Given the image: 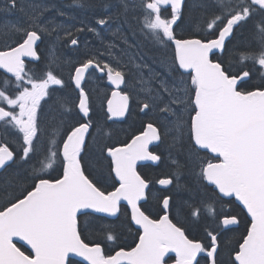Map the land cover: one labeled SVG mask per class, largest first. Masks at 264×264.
<instances>
[{
	"label": "snow or ice",
	"instance_id": "6c2138e0",
	"mask_svg": "<svg viewBox=\"0 0 264 264\" xmlns=\"http://www.w3.org/2000/svg\"><path fill=\"white\" fill-rule=\"evenodd\" d=\"M72 5L90 19L0 0V16H16L0 24V172L17 165L0 175V264H264V0ZM132 21L163 74L139 51L140 63L114 58L111 41L94 51L85 40L81 54L80 34L101 26L120 39ZM103 77L111 92L97 111L88 85ZM134 109L140 129L108 143V122ZM152 165L150 179L140 169ZM92 230L109 245L125 231L138 239L106 248Z\"/></svg>",
	"mask_w": 264,
	"mask_h": 264
},
{
	"label": "flooded vegetation",
	"instance_id": "af4514ba",
	"mask_svg": "<svg viewBox=\"0 0 264 264\" xmlns=\"http://www.w3.org/2000/svg\"><path fill=\"white\" fill-rule=\"evenodd\" d=\"M50 3L54 4V8L52 11H50L49 13L46 14V16H55V10L56 9H60L66 12L71 13L72 15H74L77 20L80 19H84L86 22L90 19V17L88 16V14L84 11H81L79 9H76L74 5H72V0H49ZM7 18V16H5ZM11 17L13 20L11 21H15L16 16H9ZM57 21L63 20V17H59L56 16ZM5 21L8 20H0V24H3ZM66 23H72V21H66ZM77 27H79V25L77 24ZM139 28L140 25L136 22V21H132L131 23V29H133L134 31H130L128 27H125L122 34H121V38L120 39H116L113 36H111L109 34V32L105 29H103L101 26H97L98 31H100L101 35L99 37L94 36L92 33H82L79 35L78 39L81 42V54L83 53V42L86 40L88 41L89 45L91 46V48L94 51H103L104 50V44L111 41L113 42L116 47L112 49V54L114 58H120L122 62L124 63H128V60L130 58V54L133 55V57H135L136 62L140 63V57L136 56L135 54L139 51V52H145L146 51V39L140 34L139 32ZM127 39V44L123 43V39ZM103 41V43H102ZM120 44V47H119ZM44 45H41V48H43ZM65 55L67 57H72L75 58L77 53L71 51L70 49H64ZM126 52H128V54L125 56ZM126 57V58H125ZM105 60H110L111 58H109L107 55L104 56ZM127 59V60H126ZM114 66H118L115 64L114 60H112ZM129 68H131V65L129 64ZM70 67L69 66H63L61 70L63 72V75L65 77H68V73L70 71ZM126 71V73L128 72V69H124ZM135 69H132V74H134ZM2 72V71H0ZM131 74V73H129ZM128 74V75H129ZM98 75V74H97ZM95 74V76H97ZM90 83L91 84H95V85H102L103 88H105L104 82H102V79H95V78H90ZM0 84H2V81H0ZM97 91H95V93L97 94ZM156 167V166H153ZM227 205V203H224ZM222 207V205H220ZM223 208V212H227L229 211V209H227L226 207H222ZM209 218V217H208ZM211 218V217H210ZM211 220V219H210ZM174 259V256H173ZM173 259H169L166 261V264H173Z\"/></svg>",
	"mask_w": 264,
	"mask_h": 264
},
{
	"label": "trees",
	"instance_id": "16d2710c",
	"mask_svg": "<svg viewBox=\"0 0 264 264\" xmlns=\"http://www.w3.org/2000/svg\"><path fill=\"white\" fill-rule=\"evenodd\" d=\"M146 45H147L146 51L143 52L145 54V56H146V54L149 57L156 56L157 53L155 52V49L153 48L152 43L147 42ZM142 118H143L142 116H137L135 114V111L133 110V114L130 115L128 117V119L126 120V122H124L123 124L117 125V126L116 125H109V128H106L105 131L111 130L113 132V136H112V139L108 141V143H113V142L118 141V140L123 141L126 138V136H130L132 134H135L137 132V130L140 129V122H141ZM16 167H17V165L13 164V165H11L10 168L7 169L6 172H1L0 175L6 176L8 172H11ZM161 167H163V166H161ZM140 170H141V172L148 175V177L150 179L156 178V174H158L160 172L159 168L153 167V166H151L149 168H141ZM49 174L53 177L56 175V173L54 171H51V170H49ZM104 186L106 187L107 185H104ZM209 195H211V189H209ZM0 203H2V201H0ZM220 205L221 204H219V203L215 205V210L217 213H223L222 207H226L229 210L232 209V210L238 211V209H236L234 204L227 203V205L223 204L222 207ZM150 206L151 205H145L146 208H148ZM207 222H208L209 226L215 227V223L212 220V218L209 217ZM202 223H203V221H202ZM241 230L242 229H237L236 231H234L232 233H227L225 240L227 241L228 239H232L234 242L235 238L240 235ZM191 234L192 233H190V235ZM195 235H197V237L199 238L200 232L197 231L195 233ZM85 238L89 242H101L102 246H105L106 248H116L118 246H123V247L127 248L128 246H134V240L138 239V237L135 236L134 233L130 234V233H127L125 231L124 233H122L120 235L119 240L115 244L109 245V244H107V242H105L103 234H101L100 232L95 231V230H92L88 233H85ZM237 247H238V245H237ZM220 258L222 261H227V259H228V247H224L221 249Z\"/></svg>",
	"mask_w": 264,
	"mask_h": 264
},
{
	"label": "rangeland",
	"instance_id": "374dc122",
	"mask_svg": "<svg viewBox=\"0 0 264 264\" xmlns=\"http://www.w3.org/2000/svg\"><path fill=\"white\" fill-rule=\"evenodd\" d=\"M1 20V19H0ZM119 47H120V44H119ZM128 54V52H126L125 56ZM130 57H133L132 54H130ZM153 56L149 57L147 54L146 56L144 55V58H143V62H146L148 64H150L152 66V68H154L156 71L158 72H161L163 74V69L160 68L156 63L153 62ZM126 58V57H125ZM127 60V59H126ZM134 72V71H133ZM145 72V75H147V69L144 70ZM131 76H132V73L128 75V79L131 80ZM90 84V83H89ZM17 148V147H16Z\"/></svg>",
	"mask_w": 264,
	"mask_h": 264
},
{
	"label": "water",
	"instance_id": "95a60500",
	"mask_svg": "<svg viewBox=\"0 0 264 264\" xmlns=\"http://www.w3.org/2000/svg\"><path fill=\"white\" fill-rule=\"evenodd\" d=\"M26 60H27V58H26ZM100 75H102V74H100ZM109 86H110V85H109ZM110 87H111V86H110ZM124 119H125V118H121V119H119V120H116V122H122ZM233 199H234V198H233ZM20 243H22V242H19L18 245H20ZM73 259H75V260H80L79 257H75V258H73Z\"/></svg>",
	"mask_w": 264,
	"mask_h": 264
}]
</instances>
